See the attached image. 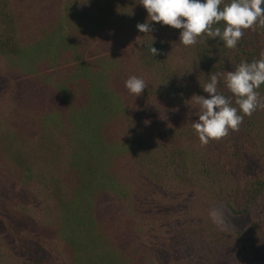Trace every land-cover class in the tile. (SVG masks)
I'll list each match as a JSON object with an SVG mask.
<instances>
[{
  "label": "trees",
  "instance_id": "1",
  "mask_svg": "<svg viewBox=\"0 0 264 264\" xmlns=\"http://www.w3.org/2000/svg\"><path fill=\"white\" fill-rule=\"evenodd\" d=\"M147 17L139 0H0V264H256L264 108L204 144L191 98L260 59L264 26L186 47L171 26L139 32ZM217 203L249 226L222 230Z\"/></svg>",
  "mask_w": 264,
  "mask_h": 264
},
{
  "label": "clouds",
  "instance_id": "2",
  "mask_svg": "<svg viewBox=\"0 0 264 264\" xmlns=\"http://www.w3.org/2000/svg\"><path fill=\"white\" fill-rule=\"evenodd\" d=\"M147 11V22L137 24L139 32H152V23L180 29L179 42L192 46L198 38L206 35L219 40L223 46L233 49L244 35L245 29L257 22L264 26V0H139ZM223 4V7L221 5ZM223 22V29L214 27ZM152 56L159 51L153 44L149 48ZM233 94L235 105L217 91L220 79ZM201 84V83H200ZM264 84V53L251 63L241 62L235 70L225 73H213L206 83L201 84L203 95H193L196 105L193 129L199 140L206 144L209 139H219L235 130L242 122L243 115H251L257 108H264L256 89ZM125 87L135 97L146 88L143 78L131 76L125 81Z\"/></svg>",
  "mask_w": 264,
  "mask_h": 264
},
{
  "label": "rangeland",
  "instance_id": "3",
  "mask_svg": "<svg viewBox=\"0 0 264 264\" xmlns=\"http://www.w3.org/2000/svg\"><path fill=\"white\" fill-rule=\"evenodd\" d=\"M192 59H182V66L189 65L191 66ZM191 68H194L193 66ZM193 70V72H195ZM211 215L215 221L219 224L222 230L226 232H231V234L236 235V232L244 231L250 223V219L247 216H238L235 215L226 205L217 203L211 207ZM256 264H264V245L262 252L256 254L255 256Z\"/></svg>",
  "mask_w": 264,
  "mask_h": 264
}]
</instances>
